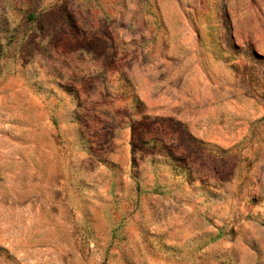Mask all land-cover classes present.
<instances>
[{
    "label": "rangeland",
    "instance_id": "rangeland-1",
    "mask_svg": "<svg viewBox=\"0 0 264 264\" xmlns=\"http://www.w3.org/2000/svg\"><path fill=\"white\" fill-rule=\"evenodd\" d=\"M0 264H264V0H0Z\"/></svg>",
    "mask_w": 264,
    "mask_h": 264
}]
</instances>
